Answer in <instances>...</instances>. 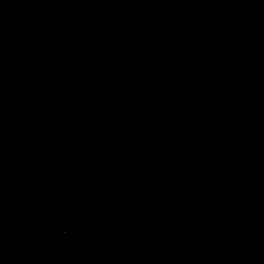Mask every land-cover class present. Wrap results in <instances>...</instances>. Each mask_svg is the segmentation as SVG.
<instances>
[{"label":"water","instance_id":"95a60500","mask_svg":"<svg viewBox=\"0 0 264 264\" xmlns=\"http://www.w3.org/2000/svg\"><path fill=\"white\" fill-rule=\"evenodd\" d=\"M0 264H264V0H0Z\"/></svg>","mask_w":264,"mask_h":264}]
</instances>
